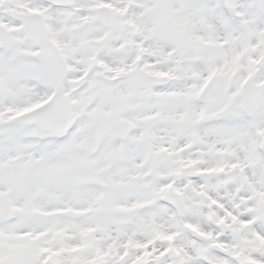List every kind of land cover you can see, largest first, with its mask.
<instances>
[{
	"label": "snow or ice",
	"instance_id": "6c2138e0",
	"mask_svg": "<svg viewBox=\"0 0 264 264\" xmlns=\"http://www.w3.org/2000/svg\"><path fill=\"white\" fill-rule=\"evenodd\" d=\"M0 264H264V0H0Z\"/></svg>",
	"mask_w": 264,
	"mask_h": 264
}]
</instances>
